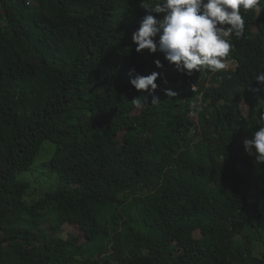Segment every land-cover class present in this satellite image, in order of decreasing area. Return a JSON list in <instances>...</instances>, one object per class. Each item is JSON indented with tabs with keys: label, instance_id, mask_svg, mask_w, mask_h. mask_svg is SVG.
Masks as SVG:
<instances>
[{
	"label": "trees",
	"instance_id": "1",
	"mask_svg": "<svg viewBox=\"0 0 264 264\" xmlns=\"http://www.w3.org/2000/svg\"><path fill=\"white\" fill-rule=\"evenodd\" d=\"M33 2L0 0V264H264V164L244 148L264 123V0L232 37L235 70L192 75L136 51L142 18L163 16L141 0ZM131 69L168 81L157 104ZM48 142L56 184L27 200L19 176Z\"/></svg>",
	"mask_w": 264,
	"mask_h": 264
},
{
	"label": "clouds",
	"instance_id": "2",
	"mask_svg": "<svg viewBox=\"0 0 264 264\" xmlns=\"http://www.w3.org/2000/svg\"><path fill=\"white\" fill-rule=\"evenodd\" d=\"M140 7L147 13L163 16L157 19L147 14L142 18L139 28L132 33L136 51L147 49L153 54L159 51L178 71L192 75L194 71L205 69L211 72L235 70V64L227 61L233 48L232 37H244L245 14L258 9L260 0H141ZM155 64L158 68L164 67L159 59ZM129 77L137 91L153 94V105L159 102L154 93L159 88L157 80L162 73L153 71L140 75L131 69ZM254 81L264 85V72L256 74ZM165 92L168 96L176 95L170 89ZM133 103L140 107V98ZM192 107L197 105L194 103ZM257 107L264 110V98ZM261 121H264V111ZM244 148L248 155L264 164V123L244 141Z\"/></svg>",
	"mask_w": 264,
	"mask_h": 264
},
{
	"label": "rangeland",
	"instance_id": "3",
	"mask_svg": "<svg viewBox=\"0 0 264 264\" xmlns=\"http://www.w3.org/2000/svg\"><path fill=\"white\" fill-rule=\"evenodd\" d=\"M30 2H31V6H33L32 5L34 3L33 0H30ZM0 21L3 24L5 23V21L2 18H0ZM158 69L157 71L159 72ZM175 70L176 68L174 66H171L170 69L167 67L168 72H173ZM241 107H242L243 114L247 116L249 113V109H250L249 105L243 102ZM126 138H128V133L123 132L118 138L119 141L114 146L111 147V150L113 152H116L118 147L122 143H124V140ZM54 149H55V146L51 142L46 143L41 154L37 158L36 163L32 168V171L26 172L22 174L21 176H19L20 181H28L32 184L30 191H32V193L34 194L33 195L29 194V196L26 198L27 200L32 199V197H34V199L40 197L41 193L40 195L39 193L35 194V191L37 190V188L40 191H48L54 188L57 179H56V176L50 172V169L47 165L48 162L53 157ZM49 227H50V224L47 222L45 217H43L38 221L36 230L37 232H44ZM65 229H66L65 234H64L65 237H67L68 233L71 232V233L79 235L80 242H84L83 235L77 226L73 227V226L67 225ZM255 255L260 258L264 255V233L262 236L258 235V240L255 243Z\"/></svg>",
	"mask_w": 264,
	"mask_h": 264
},
{
	"label": "bare ground",
	"instance_id": "4",
	"mask_svg": "<svg viewBox=\"0 0 264 264\" xmlns=\"http://www.w3.org/2000/svg\"><path fill=\"white\" fill-rule=\"evenodd\" d=\"M110 8V7H109ZM133 9V8H132ZM167 85L168 86V81L165 79L163 80V82L160 83V86L158 88V90H160L163 86ZM199 93V92H198ZM213 148V147H212ZM214 153V152H213ZM58 174V173H57ZM134 200V199H133Z\"/></svg>",
	"mask_w": 264,
	"mask_h": 264
}]
</instances>
